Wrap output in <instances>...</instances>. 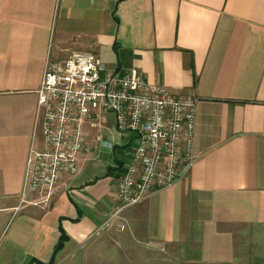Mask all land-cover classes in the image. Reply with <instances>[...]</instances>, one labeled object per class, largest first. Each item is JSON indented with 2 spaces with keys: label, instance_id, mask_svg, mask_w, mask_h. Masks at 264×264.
<instances>
[{
  "label": "crops",
  "instance_id": "0c3cea01",
  "mask_svg": "<svg viewBox=\"0 0 264 264\" xmlns=\"http://www.w3.org/2000/svg\"><path fill=\"white\" fill-rule=\"evenodd\" d=\"M73 51L198 101L192 168L120 219L110 221L134 142L113 121L102 132L111 151L81 155L48 202L21 201L29 151L42 148L46 62ZM254 223H264V0H0V264H47L61 231L55 264H74L81 247L87 264H237L232 228Z\"/></svg>",
  "mask_w": 264,
  "mask_h": 264
},
{
  "label": "built area",
  "instance_id": "2783aa9c",
  "mask_svg": "<svg viewBox=\"0 0 264 264\" xmlns=\"http://www.w3.org/2000/svg\"><path fill=\"white\" fill-rule=\"evenodd\" d=\"M197 102L148 83L136 69L107 72L92 52L48 59L36 91L35 127H40L42 148L29 151L21 201L42 192L41 202H48L64 176L77 175L81 155L98 148L111 151L112 140L100 135L88 140V131L112 115L116 133L134 142L117 182L118 206L110 221L120 219L126 208L175 185L192 168Z\"/></svg>",
  "mask_w": 264,
  "mask_h": 264
},
{
  "label": "rangeland",
  "instance_id": "374dc122",
  "mask_svg": "<svg viewBox=\"0 0 264 264\" xmlns=\"http://www.w3.org/2000/svg\"><path fill=\"white\" fill-rule=\"evenodd\" d=\"M112 121H113V116L107 115L105 117V123L101 124V126L95 124V127L97 129L94 128L93 129L94 132H92V130L91 132L90 130L88 131L89 134L88 140L93 139L96 135H100L101 137H103L102 132L110 130V124H111L110 122ZM105 151H110V150H105ZM90 154H96V153L93 152ZM120 230L125 231L126 226L124 225V229L122 230L120 228ZM232 230H233L232 235L235 232V237H234L235 249L233 251L234 253H232V256L234 257L236 263L264 264V223L261 224L254 223L253 225L237 226L235 229L232 228ZM99 233H101V231H99L97 234ZM83 249H84L83 247L79 249L81 252L78 254V256H76V258L73 259L74 264H87L86 258H83L86 256L84 255L85 251H83ZM69 262L70 261L63 262L62 264H70Z\"/></svg>",
  "mask_w": 264,
  "mask_h": 264
},
{
  "label": "trees",
  "instance_id": "16d2710c",
  "mask_svg": "<svg viewBox=\"0 0 264 264\" xmlns=\"http://www.w3.org/2000/svg\"><path fill=\"white\" fill-rule=\"evenodd\" d=\"M129 142L131 143L133 141L130 140ZM66 240H67V236L65 235V233L63 231H61V235L59 237V240H58L57 244L54 247L53 256H52V258L50 259V261L47 264H55L56 254L64 247V244H65ZM33 262L36 263V264H43V263H40V262L34 261V260H31L29 264H32Z\"/></svg>",
  "mask_w": 264,
  "mask_h": 264
}]
</instances>
